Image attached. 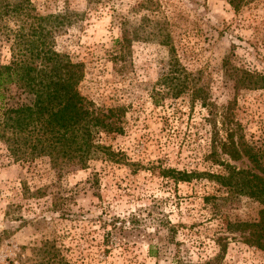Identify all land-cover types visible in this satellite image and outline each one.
<instances>
[{
    "label": "rangeland",
    "instance_id": "obj_1",
    "mask_svg": "<svg viewBox=\"0 0 264 264\" xmlns=\"http://www.w3.org/2000/svg\"><path fill=\"white\" fill-rule=\"evenodd\" d=\"M31 1L38 15L70 14L55 49L83 64L78 90L87 101L122 109L123 131L97 135L111 160L98 156L60 176L45 159L8 161L0 145V264H35L31 249L43 244L68 264H198L221 246L220 264H264L247 231L228 226L253 222L264 208L209 177L257 173L240 144L264 150V88H250L243 73L264 76V0L238 10L227 0ZM143 1L155 3L154 15L132 10ZM115 16L142 32L152 16L164 20L172 50L141 37L124 62L113 61ZM179 84L187 87L172 98ZM197 87L204 107L191 98ZM226 138L237 160L222 153Z\"/></svg>",
    "mask_w": 264,
    "mask_h": 264
},
{
    "label": "trees",
    "instance_id": "obj_2",
    "mask_svg": "<svg viewBox=\"0 0 264 264\" xmlns=\"http://www.w3.org/2000/svg\"><path fill=\"white\" fill-rule=\"evenodd\" d=\"M102 1L86 0V3L96 5ZM249 1L253 0H227L233 10ZM136 7L132 10L142 8L150 15L156 11L151 1H143ZM147 20L143 17L141 22ZM150 21L147 23L150 32H142L141 23L135 26L125 17L116 18L120 38L114 40L113 61L124 62L132 41L141 37L159 39L161 45L172 50L167 23L154 16ZM70 23L67 10L41 16L35 12L31 0H0V50L7 53V59L0 61L1 150L12 163L30 164L45 159L59 176L87 168L89 161L98 156L111 160L115 153L101 144L97 135H120L123 131L122 109H98L87 101L78 90L84 77L83 64L72 62L55 49V34ZM243 73L250 88H264V76ZM186 87V84L175 85L170 90L171 97L177 98ZM191 95L202 107L207 105V95L200 87L193 88ZM230 143V138L220 143L222 153L237 160L240 150L228 147ZM240 146L241 154L257 173L230 168L225 174L209 177L219 186L250 198L264 208V150H254L245 143ZM178 175V181H187L186 174ZM228 226L247 231L245 242L264 252L263 209L253 222ZM42 246L31 249L33 259L30 260L35 258V264H68L56 260L45 249V244ZM224 251L221 246L217 255L198 264H220Z\"/></svg>",
    "mask_w": 264,
    "mask_h": 264
}]
</instances>
